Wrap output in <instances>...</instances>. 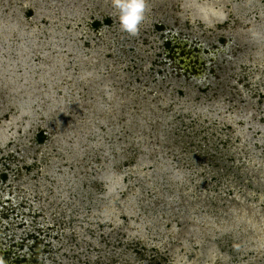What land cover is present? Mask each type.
Wrapping results in <instances>:
<instances>
[{
  "label": "rangeland",
  "instance_id": "obj_1",
  "mask_svg": "<svg viewBox=\"0 0 264 264\" xmlns=\"http://www.w3.org/2000/svg\"><path fill=\"white\" fill-rule=\"evenodd\" d=\"M0 264H264V0H0Z\"/></svg>",
  "mask_w": 264,
  "mask_h": 264
},
{
  "label": "clouds",
  "instance_id": "obj_2",
  "mask_svg": "<svg viewBox=\"0 0 264 264\" xmlns=\"http://www.w3.org/2000/svg\"><path fill=\"white\" fill-rule=\"evenodd\" d=\"M122 31L130 36L138 34L139 26L145 18L147 0H111Z\"/></svg>",
  "mask_w": 264,
  "mask_h": 264
}]
</instances>
